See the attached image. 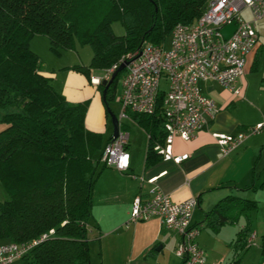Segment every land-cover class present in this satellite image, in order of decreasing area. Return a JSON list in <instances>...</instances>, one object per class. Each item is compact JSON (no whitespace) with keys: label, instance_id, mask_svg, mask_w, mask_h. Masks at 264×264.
Here are the masks:
<instances>
[{"label":"trees","instance_id":"trees-1","mask_svg":"<svg viewBox=\"0 0 264 264\" xmlns=\"http://www.w3.org/2000/svg\"><path fill=\"white\" fill-rule=\"evenodd\" d=\"M206 1L0 0V182L8 194L0 200V240L27 241L54 229L19 258L21 264H90L92 187L102 147L112 137L104 142L101 132L86 127L87 99L68 100L42 73L31 37L46 35L56 54L76 42L88 43L89 63L69 67L90 79L92 70L102 71L144 41L165 42L174 24L192 22ZM114 20L122 23L123 34L113 33ZM123 73L124 68L115 74L102 96L106 114ZM98 88L102 95L104 85L99 82ZM163 94L158 92L151 113L128 111L148 134L147 163L160 155L154 145L165 136ZM256 208L254 198L227 194L205 212L204 223L213 230L245 217L231 242L235 258L230 264L249 245V213Z\"/></svg>","mask_w":264,"mask_h":264},{"label":"crops","instance_id":"crops-1","mask_svg":"<svg viewBox=\"0 0 264 264\" xmlns=\"http://www.w3.org/2000/svg\"><path fill=\"white\" fill-rule=\"evenodd\" d=\"M261 46L262 43L259 41L258 46L248 54L246 70L237 79V83L242 87L241 95L231 94L215 80L200 82L202 92L215 100L217 109L213 117L208 119L207 124L198 130L193 138L183 140L174 137L173 154H188L179 162L171 158L164 159L159 155L152 162L147 163L146 130L129 116L123 117L125 119L120 118L119 129L128 132L126 149L130 154L129 167L126 171H120L112 166H103L101 160L97 165L99 172L92 187V216L87 222L90 264H180L181 258L174 250L179 235L162 226L158 217L152 216L127 222L132 198L138 193L142 195L148 193L152 183L147 181V178L152 176L156 177L155 182L162 191L168 193L174 200H180L190 194L198 197L191 223L199 227L196 238L205 250L206 264L231 263L235 258V250L231 242L238 229L245 223V217L241 214L235 222L224 223L217 230H213L204 223L205 212L227 194L258 200L257 208L249 213L253 237L248 247L254 242L255 248L259 250L254 252L257 255L254 256L255 260L252 264H264V252L261 251L264 204L260 203V195L259 197L254 195L257 181L255 154L262 146L264 138L248 135L238 147L222 155L212 134L213 132L234 133L261 121V116L250 119L246 114L238 112L239 107L245 103L253 106L255 112L260 115L263 113L262 104L253 105L243 99L247 86L246 76L251 69L258 70L260 67V62L258 63L260 52L257 51ZM257 54V61L254 63ZM41 71L49 76L54 84V74L51 71L42 69ZM102 72L103 70L101 74ZM101 74H96L92 70L90 79L83 74L85 81L87 80L91 85L85 84L84 79L78 75H70L78 84H67L66 80L58 90L70 101L88 100L84 117L85 125L89 129L101 132L105 142L109 136H112L113 125L112 122L107 123L108 114L106 107L101 105L103 98L98 83L91 79ZM95 84L96 87H93ZM237 98L239 99L236 100ZM258 175L264 177L261 173ZM251 184L254 188L248 187ZM262 199L264 200V195ZM258 234L260 244L255 242ZM92 245L95 247L94 257L91 255ZM246 249L241 253V258L236 264H250L246 259L250 249Z\"/></svg>","mask_w":264,"mask_h":264},{"label":"built area","instance_id":"built-area-1","mask_svg":"<svg viewBox=\"0 0 264 264\" xmlns=\"http://www.w3.org/2000/svg\"><path fill=\"white\" fill-rule=\"evenodd\" d=\"M247 9L249 17L243 11ZM264 14V0H207L200 15L190 23L176 22L169 33V43L144 41L141 47L127 51L101 75L91 78L99 83L108 79L120 63H124L119 120L127 117L128 111L151 113L155 109L157 94L163 90L164 140L154 149L162 158L176 162L187 153L174 155V137L183 140L193 138L213 117L217 109L215 100L201 90L200 82L215 80L233 95H241L242 87L237 79L246 70L247 57L258 46L256 21ZM234 21L236 26L228 38H223L221 27ZM166 88H160L161 79ZM264 120L234 133L213 132L222 155L238 147L250 134L257 133ZM128 132L119 129L102 147L100 160L106 166L120 171L129 167L130 154L126 149ZM134 176V175H133ZM151 182L146 195L135 194L132 198L128 221L159 218L162 226L179 235L174 250L180 256V264H206L205 250L197 241L199 227L191 223L198 197L190 194L174 200ZM53 228L27 241L0 242V264H9L27 253L34 245L52 235ZM252 235L248 241L252 239ZM209 264H216L211 262Z\"/></svg>","mask_w":264,"mask_h":264},{"label":"rangeland","instance_id":"rangeland-1","mask_svg":"<svg viewBox=\"0 0 264 264\" xmlns=\"http://www.w3.org/2000/svg\"><path fill=\"white\" fill-rule=\"evenodd\" d=\"M243 14L245 17H249V12L247 9L243 11ZM256 30L258 33V40L262 43V46L264 48V14L256 21L255 23ZM112 31L116 35L123 34L124 27L120 20H114L111 23ZM166 44L169 43V36L166 38L165 41ZM261 46V47H262ZM30 47L32 50H34L39 58H40V68L44 71H51L55 78H54V85H56L57 89H60L62 84L67 82V84L73 83L74 85L78 84L77 80L72 78L70 75H78L84 79V83L91 85L87 80L85 81V78L81 72L76 71L69 66L75 63L80 64H88L91 56H92V48L88 43L80 44L76 42L73 47L63 49L59 54H56L52 52L49 48V40L48 37L41 33H36L32 36L30 39ZM261 57V58H260ZM260 67L258 70L255 68L251 69L247 77V86H246V92H245V99L248 103L251 104L263 105V113L260 115L258 112H255L254 107L243 103L238 109V112L241 114H246L247 117L250 119H253L255 117H260L261 121L264 120V49H262L259 53V60ZM96 74H101V71L94 70ZM122 76L120 75L119 78L116 81V87H115V95L113 98H110L108 100V106L109 108L116 114L119 115L120 112V103L118 100V95L121 91V82H122ZM96 87V84L93 86ZM160 88L165 89L166 83L165 80L161 79V85ZM237 98L236 100H238ZM242 99V97L240 98ZM101 105L105 108V104L103 101H101ZM123 118V117H122ZM125 119V118H123ZM107 123H111L110 114L108 112L107 116ZM4 126V123H0V128ZM251 137H262L264 138V126L257 132L250 134ZM99 154V150L96 151L95 155ZM256 162H255V175H256V191L254 193L255 196L259 195L260 203L264 204V200L262 199V196L264 195V182H262V178L259 177V173L263 174L264 176V139L262 141V146L258 148L256 151ZM254 163V161H253ZM252 163V164H253ZM254 188V187H253ZM252 188V189H253ZM8 197V194L6 193L5 189L3 188L1 182H0V200H3ZM258 205V200H257ZM261 205V204H260ZM264 207V206H263ZM258 244H260V238L259 234L257 235L256 241ZM254 242L250 244V246L247 249H250V252L248 253V256H246V259L249 260L250 264L255 260L254 256L255 253L259 251L257 248H255ZM94 246H91V255L94 257ZM259 248V246H258ZM246 249V250H247ZM173 256V255H172ZM168 260H170L169 257H167ZM93 262H95V259L93 258ZM9 264H21L19 259H15Z\"/></svg>","mask_w":264,"mask_h":264},{"label":"water","instance_id":"water-1","mask_svg":"<svg viewBox=\"0 0 264 264\" xmlns=\"http://www.w3.org/2000/svg\"><path fill=\"white\" fill-rule=\"evenodd\" d=\"M235 26H236V24H235L234 21H231V22H228V23L224 24L221 27V29H220L223 38H228L230 36V34L233 32V30L235 29ZM123 68H124V63H120L117 66V68L111 73V75H110V77L108 79L103 78V79L100 80V83L102 85H104V88L102 90V96L103 97L105 95L106 87L112 81V79L115 76V74L119 70H122ZM109 114H110L111 122H112V125H113L112 136H115L118 133V131H119L118 117L113 111H109Z\"/></svg>","mask_w":264,"mask_h":264}]
</instances>
